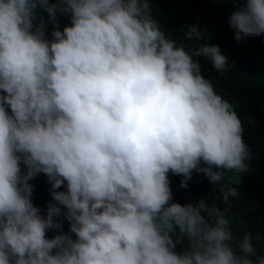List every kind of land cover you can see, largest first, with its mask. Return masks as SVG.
<instances>
[{
	"label": "clouds",
	"instance_id": "obj_1",
	"mask_svg": "<svg viewBox=\"0 0 264 264\" xmlns=\"http://www.w3.org/2000/svg\"><path fill=\"white\" fill-rule=\"evenodd\" d=\"M38 7L70 23L48 39ZM227 23L237 41L264 35V0H244ZM200 56L230 67L217 44L189 51L167 36L150 0H0V264H264L220 207L172 198L169 171L182 187L193 170L215 187L250 158ZM39 173L46 214L31 199ZM219 187L226 205L239 195ZM61 213L69 231L48 237Z\"/></svg>",
	"mask_w": 264,
	"mask_h": 264
},
{
	"label": "trees",
	"instance_id": "obj_2",
	"mask_svg": "<svg viewBox=\"0 0 264 264\" xmlns=\"http://www.w3.org/2000/svg\"><path fill=\"white\" fill-rule=\"evenodd\" d=\"M243 3L244 0H150L152 15L167 36L183 43L189 51L200 43H208L217 44L227 55L230 67L223 74L213 69L211 61L205 57L196 59L201 65V73L212 81L217 93L227 99L240 116L242 136L250 153L246 170L237 173L225 170V177L216 182L215 187L206 175L195 170L186 181L187 187H182V175L169 171L172 198L182 204L201 198L209 206L215 204L229 218L233 232L241 236L249 234L257 252L264 253V35H249L239 41L234 38L227 20L230 13ZM41 21L45 25L46 37L52 39L53 27L62 29L70 23V18L69 14L59 11L52 18L46 10L38 7L34 25ZM192 24H198L203 30L201 41L188 40L184 36V31ZM21 167L23 169L22 163ZM225 180L239 189L238 197H230V205L220 198L219 185ZM29 182L33 185V203L39 206L41 214H46L47 205L52 201L46 174L39 173ZM64 189L62 184L58 190ZM54 219L61 220L62 226L48 229V237L69 231V221L63 213ZM71 235L75 238L74 233ZM186 246V241H179L176 250L182 251Z\"/></svg>",
	"mask_w": 264,
	"mask_h": 264
}]
</instances>
